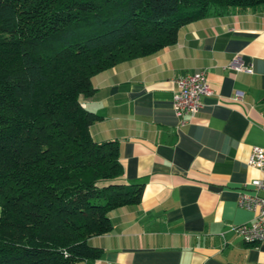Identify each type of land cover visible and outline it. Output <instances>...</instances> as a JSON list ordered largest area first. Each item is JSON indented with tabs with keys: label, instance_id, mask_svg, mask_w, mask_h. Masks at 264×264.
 <instances>
[{
	"label": "trees",
	"instance_id": "obj_1",
	"mask_svg": "<svg viewBox=\"0 0 264 264\" xmlns=\"http://www.w3.org/2000/svg\"><path fill=\"white\" fill-rule=\"evenodd\" d=\"M264 0H0V264H74L112 230L108 213L140 202L120 180L115 140L82 97L91 78L177 42L181 26ZM99 29L85 34L87 30Z\"/></svg>",
	"mask_w": 264,
	"mask_h": 264
},
{
	"label": "crops",
	"instance_id": "obj_2",
	"mask_svg": "<svg viewBox=\"0 0 264 264\" xmlns=\"http://www.w3.org/2000/svg\"><path fill=\"white\" fill-rule=\"evenodd\" d=\"M199 69L212 93L177 128L174 78ZM91 84L81 103L102 117L91 136L117 141L120 180L143 183V192L108 213L111 231L89 239L100 257L74 264H264V242L235 231L253 219L238 192L262 175L247 160L264 148V7L187 23L175 44L100 71Z\"/></svg>",
	"mask_w": 264,
	"mask_h": 264
},
{
	"label": "built area",
	"instance_id": "obj_3",
	"mask_svg": "<svg viewBox=\"0 0 264 264\" xmlns=\"http://www.w3.org/2000/svg\"><path fill=\"white\" fill-rule=\"evenodd\" d=\"M230 66L236 70L252 72L250 66ZM174 83L172 107L177 119V128H179L187 122V119L189 120L199 112L203 106L201 98L210 95L212 90L207 83L204 69L177 76L174 78ZM241 96V92H236L235 99H241ZM247 164L259 170L262 175L243 184L238 192V206L251 211L253 219L251 222L238 225L235 231L242 241L258 244L264 242V148L253 147Z\"/></svg>",
	"mask_w": 264,
	"mask_h": 264
},
{
	"label": "rangeland",
	"instance_id": "obj_4",
	"mask_svg": "<svg viewBox=\"0 0 264 264\" xmlns=\"http://www.w3.org/2000/svg\"><path fill=\"white\" fill-rule=\"evenodd\" d=\"M92 31H96V32H98V31H101V30H99V29H95V30H87V31L85 32V34H90V33H92Z\"/></svg>",
	"mask_w": 264,
	"mask_h": 264
}]
</instances>
